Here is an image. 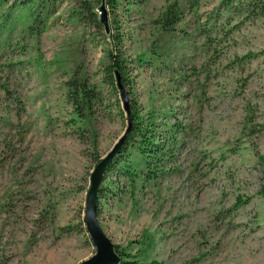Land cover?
Instances as JSON below:
<instances>
[{"label": "rangeland", "instance_id": "obj_1", "mask_svg": "<svg viewBox=\"0 0 264 264\" xmlns=\"http://www.w3.org/2000/svg\"><path fill=\"white\" fill-rule=\"evenodd\" d=\"M175 1L182 20L164 29ZM240 2L118 0L107 33L102 0H0V264L97 253L91 173L129 127L105 73L111 34L130 110L166 153L150 178L127 134L134 174L121 163L101 186L107 237L146 263L264 264V15ZM73 79L97 94L90 109L77 110Z\"/></svg>", "mask_w": 264, "mask_h": 264}, {"label": "trees", "instance_id": "obj_2", "mask_svg": "<svg viewBox=\"0 0 264 264\" xmlns=\"http://www.w3.org/2000/svg\"><path fill=\"white\" fill-rule=\"evenodd\" d=\"M185 1H192V3L196 4L199 0ZM107 3L112 6H117L118 0H107ZM245 3L248 4L244 10V13H247V15H264V0H245ZM222 4L227 8L233 7L234 9H236L243 3H241L240 0H222ZM169 6V9L165 13V17L162 21H160L164 29L174 28V26L182 20L183 7L180 5L179 1H175ZM92 13L95 14L94 11H92ZM109 39L113 44V49H111V51H109L108 53L109 61L105 64V73H107V76L113 80L117 74L116 71H118L123 76L122 80H124L127 74L126 69L128 60L125 58V53L121 51L120 47H118L119 43H121V40L115 34H111ZM69 86L74 89L71 96L77 110L84 111L85 109H90L92 107L93 101L97 99V94L95 93V91L93 89H90L89 86H87L86 82L79 79H73L71 82H69ZM131 119L133 122V127L131 133L129 134L130 136L128 148H135L139 156H141L142 160H144V162L146 163V166L148 167L146 176H149L150 178L155 177L157 173L155 167H157L158 164L154 167L152 165L154 163L153 161L156 160V162H158V160L160 159L159 157L161 155L164 156L166 151L158 143L156 144V136L153 134V129L149 125H143V122L139 120L138 111H132ZM128 150L123 151L117 162H115L108 169V172L114 171V169H117L121 163H124V170H122L123 168H120V171L117 173H122L127 176H132L134 174V166H132V162L129 160V158H126ZM262 193H264V187ZM101 195H104V188L101 189L99 198L101 197ZM99 212L100 206L98 207V213ZM115 249L116 251H118L121 257L122 264H160L159 262L154 261L150 263L141 262L138 258H136V256L129 253L127 250L120 249L118 245H115Z\"/></svg>", "mask_w": 264, "mask_h": 264}, {"label": "water", "instance_id": "obj_3", "mask_svg": "<svg viewBox=\"0 0 264 264\" xmlns=\"http://www.w3.org/2000/svg\"><path fill=\"white\" fill-rule=\"evenodd\" d=\"M99 21L105 26L106 32H111V24L109 21V9H107V0H102L101 6L98 8ZM117 72V84L121 89V97L123 98L124 109L128 113V123L129 127L124 135L119 139V141L114 145L112 150L107 154L106 157L98 161L94 171L91 173V183L89 186V191L86 198V209H85V222L90 235L96 246L97 253L86 261L79 264H122L121 257L118 251L115 250V245L111 238H108L103 226H101L99 220V196L102 189V183L107 176L108 169L116 162V159L123 152L124 147L128 141V133L133 127V122L131 119V101L128 97L127 90L122 83V75Z\"/></svg>", "mask_w": 264, "mask_h": 264}]
</instances>
